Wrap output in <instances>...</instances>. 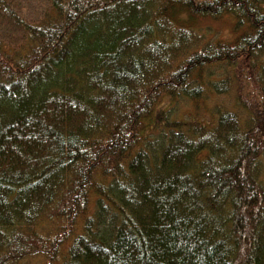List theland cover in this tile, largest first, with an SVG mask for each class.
Listing matches in <instances>:
<instances>
[{"label": "trees", "instance_id": "trees-1", "mask_svg": "<svg viewBox=\"0 0 264 264\" xmlns=\"http://www.w3.org/2000/svg\"><path fill=\"white\" fill-rule=\"evenodd\" d=\"M0 264H264V0H0Z\"/></svg>", "mask_w": 264, "mask_h": 264}, {"label": "rangeland", "instance_id": "rangeland-1", "mask_svg": "<svg viewBox=\"0 0 264 264\" xmlns=\"http://www.w3.org/2000/svg\"><path fill=\"white\" fill-rule=\"evenodd\" d=\"M212 30L215 33H219L221 35V37L223 38H229L231 37V35L229 34V27L224 26L222 23H212ZM210 103L207 104V107H210ZM161 107H164V104L161 105ZM170 107V105L168 106ZM178 112L180 114L181 117H184L186 113H188L189 115L194 114V110L192 109V105L187 103V102H183L180 104L179 108H178Z\"/></svg>", "mask_w": 264, "mask_h": 264}]
</instances>
